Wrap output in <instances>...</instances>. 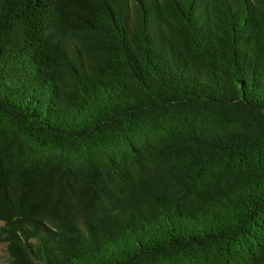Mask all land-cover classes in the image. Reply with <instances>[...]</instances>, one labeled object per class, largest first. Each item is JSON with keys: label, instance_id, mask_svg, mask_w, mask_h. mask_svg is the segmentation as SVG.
Segmentation results:
<instances>
[{"label": "trees", "instance_id": "obj_1", "mask_svg": "<svg viewBox=\"0 0 264 264\" xmlns=\"http://www.w3.org/2000/svg\"><path fill=\"white\" fill-rule=\"evenodd\" d=\"M6 264H264V0H0Z\"/></svg>", "mask_w": 264, "mask_h": 264}, {"label": "rangeland", "instance_id": "obj_2", "mask_svg": "<svg viewBox=\"0 0 264 264\" xmlns=\"http://www.w3.org/2000/svg\"><path fill=\"white\" fill-rule=\"evenodd\" d=\"M1 225V223H0ZM0 264H6V254L4 251V245L0 244Z\"/></svg>", "mask_w": 264, "mask_h": 264}]
</instances>
